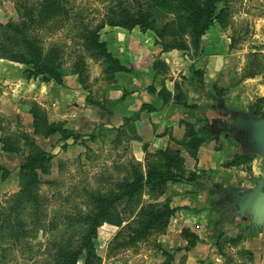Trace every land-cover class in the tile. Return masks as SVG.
Listing matches in <instances>:
<instances>
[{"label":"rangeland","instance_id":"374dc122","mask_svg":"<svg viewBox=\"0 0 264 264\" xmlns=\"http://www.w3.org/2000/svg\"><path fill=\"white\" fill-rule=\"evenodd\" d=\"M181 2L0 0V47L20 46L22 35L31 40H40L43 50L41 63L38 64L42 68L56 67L64 77L68 74L77 75L86 92V105L99 104L105 107L108 96L110 105L120 111L119 106L130 95L128 89L131 85L117 78L118 72H113L106 58L100 54L95 38L129 69L134 65L143 69L147 62H154V68L160 70L164 62L155 60V57L163 46L156 33L139 26L128 28L115 24L144 13L159 22L164 33L161 38L171 42L179 38L172 34L177 11L184 14L179 6ZM217 13L219 19L202 39V49L196 50L191 46L190 34L187 33L184 40L191 47L183 51L184 55L181 56L190 68L194 82L207 88L208 101L222 99L226 92L236 86L240 75L255 77L257 83L264 86V0H222ZM12 23L15 24L13 29L6 27ZM95 33L97 36L92 38ZM37 44L39 41H36ZM21 48V52L27 53L23 51L24 44ZM219 48H228L223 58L235 65L232 63L228 69L215 70L217 73L213 78L216 80L206 84V70L199 68L210 60L222 59L221 53L218 54L221 51ZM26 56L37 63L31 56ZM0 59L10 60L2 51ZM25 65L29 68V75L34 78V64ZM143 89L147 91L154 89V86L151 81L145 80ZM182 101H186L185 95ZM185 109V116L193 110ZM32 110V117L19 115L15 120L0 114L2 139L10 141L17 149L14 153L5 152L0 145V166L11 171L7 178L0 176V220L4 213H8L17 223L11 209L19 205L18 218L27 228L32 226L31 235L36 237L33 244L37 247L34 253L17 250L5 252L10 264H34L28 259L29 256L35 257L37 261L44 259L43 264L57 260L56 255L63 254L60 253L63 245L82 241L83 229L87 226L86 214L97 210L99 198L118 195L122 184L132 180L134 170L145 171L149 160L156 163L164 161L158 155L160 150L151 152L147 147L145 163L136 157L132 150L134 117L125 118V122L127 119L131 121L124 128L105 124L95 128L91 123V126L81 128L82 133L90 134L77 132L83 136L77 142L52 139L48 143L44 128L61 119L49 116L47 110L38 105H34ZM36 117L39 118L37 124ZM94 133L98 135L96 139L92 138ZM174 141L175 145L182 142L177 139ZM175 145L172 144L168 149L176 150ZM41 151L51 155L52 159L46 171L38 169L40 183L24 197L20 167L30 154ZM200 179L199 175L197 182L190 184H202ZM182 193L168 184L161 196H155L156 199H151L148 191H145L134 202H119L111 218L113 221L125 220L123 226L126 227L122 228L117 222L102 223L95 240L96 253L100 259L96 264H264V200L245 195L232 196L230 199L225 196L211 198L208 200L210 216H213L209 228L211 238L202 239L197 230L189 226L176 230L170 228L178 211L190 209L182 201L175 205V198ZM148 204H165L176 209L164 229L160 230L156 224L146 232L141 231L140 222L149 217L146 211L140 214L139 211ZM36 210L37 217L33 215ZM220 215H223L221 222ZM206 231L204 229L203 232ZM196 239V246H190ZM54 240L59 245L55 252ZM85 258L83 253L78 264H84Z\"/></svg>","mask_w":264,"mask_h":264},{"label":"crops","instance_id":"0c3cea01","mask_svg":"<svg viewBox=\"0 0 264 264\" xmlns=\"http://www.w3.org/2000/svg\"><path fill=\"white\" fill-rule=\"evenodd\" d=\"M219 49L222 59L210 60L199 68L206 70V84L216 80L213 78L217 73L215 70L228 69L233 63L223 58L228 48ZM183 55L181 50L160 48L155 57L164 62L160 70L154 68V62H147L143 69L134 65L129 72H118L117 78L131 85L130 95L119 106L120 111L114 110L108 96L105 107L86 105V92L77 75H66L62 84L53 80L45 82L41 77H30L25 64L0 59V114L9 120H15L19 115L30 118L34 105H38L47 110L49 116L61 119L55 122L64 121L68 128L79 133L91 123L95 128L102 124L124 128L131 121L125 122V118L134 117L132 150L144 163L146 147L151 152L165 151L175 145V139L183 140L187 125L193 124L201 141L197 154L194 155L186 143L175 145V149H182L186 171L200 175L202 184H169L183 192L175 198V205L182 201L190 206V209L176 213L170 228L189 226L197 230L202 239H209L213 216H210L208 200L240 195L264 200V86L257 83L255 77L240 75L236 86L222 99L208 101L207 88L194 82ZM145 80L151 81L154 89L144 91ZM179 91L189 105L195 106L188 116H185L184 105L174 99ZM169 93L171 96L166 101ZM2 138L0 132V145L3 146ZM45 138L49 143L62 136L56 134ZM71 140L74 143L73 139L65 142ZM219 219L221 222L223 215ZM204 229L208 231L205 233Z\"/></svg>","mask_w":264,"mask_h":264},{"label":"trees","instance_id":"16d2710c","mask_svg":"<svg viewBox=\"0 0 264 264\" xmlns=\"http://www.w3.org/2000/svg\"><path fill=\"white\" fill-rule=\"evenodd\" d=\"M179 4L184 14H180L177 11L176 22L173 36L179 37L172 40L171 42H166L161 37L164 36L163 31L159 27V22L147 14L139 13L137 16L129 17L125 22L115 25H122L128 28H134L139 26L143 30H153L157 37L161 39V45L163 46L164 51L171 50H181L187 51L193 46L196 50L202 49V39L211 29V27L218 21L219 15L218 5L222 0H181ZM169 4V3H166ZM165 4V5H166ZM174 8L177 6H173ZM15 26L14 23L8 24L6 27L12 28ZM189 33L191 38L192 45H188L184 40V35ZM163 35V36H162ZM96 33L92 35V38H95ZM20 46L14 45L13 47H0V51L7 56L8 59L23 64H34V71H36L34 78L42 76V80L45 82L55 81L58 84L63 83V73L53 66L42 68L38 63H41L42 57L41 52V42L37 39H29L27 36H21ZM94 40V39H93ZM36 41H39L38 46L35 45ZM97 42L96 47L100 49V54L106 58L108 63L111 65V70L113 72H129V68L125 67L120 60H118L113 54H111L107 49L105 44ZM25 45L23 51L22 45ZM31 56L37 63L35 64L32 59L28 56ZM31 74V73H30ZM32 75V74H31ZM30 76V75H29ZM31 77V76H30ZM169 96L166 98V101H169ZM184 99V94L179 91L175 95V101L181 103L186 108H195V106L189 105ZM95 104V103H92ZM38 115L37 113H35ZM34 114V115H35ZM39 120L36 117L35 123ZM34 123V126H35ZM59 134L62 136L64 141L68 139H73L74 142L79 141L83 136L78 134L74 130L67 127L63 122L52 123L47 125L44 128V135H56ZM99 134V133H98ZM97 134H93L92 138L96 139ZM188 140L187 142H185ZM3 142L2 150L5 152L14 153L17 152V149L14 148L10 141L1 140ZM182 144H185L194 155L199 151V145L201 143L198 138L193 124L187 125V130ZM158 155L161 156L164 161L162 163H156L148 161L146 164L145 171L135 169L133 172V177L131 181L124 182L120 188L118 195L113 198L101 197L97 200V210L90 211L86 214L85 222L87 226L84 227V233L82 241L78 244L68 243L63 245L62 252L63 254H57V260H51V264H78L80 256L85 253V263L84 264H96V261H99L98 255L96 253L95 240L98 238L97 230L102 225L103 222L118 223L119 226H123L125 220L113 221L111 216L112 212L116 210L117 204L119 202L127 201L134 202L136 199L140 198L145 191H148L151 199H156L155 196H161L164 192L165 187L168 184L176 183H196L198 180V175L193 172H187L185 169V159L180 150L167 149L165 151H159ZM52 156L46 152H39L36 154H30L23 165L20 167V178H21V192L22 196H26L30 190L38 187L40 183V174L38 169L46 171L48 163L51 161ZM161 164V165H160ZM11 175V171L7 168L0 166V176L7 178ZM159 204H148L147 206L143 205L139 211L143 213L146 211L148 213V220H142L140 225L142 226L141 231L146 232L151 229L154 225L158 224L159 229L162 230L167 226L169 219L176 213V209L170 208L168 205ZM19 205H14L11 209V213H14L17 223H14L12 215L4 213V216L0 220V264H10L7 259L5 252L17 250L20 252H29L34 253L36 246L33 244V240H36V237L32 236V226L29 228L26 227L25 223H21L19 220ZM154 209V210H151ZM37 210L33 212V215L37 217ZM138 214V215H139ZM130 224V223H129ZM127 224V226L129 225ZM126 226H123L124 228ZM140 228V227H137ZM136 228V229H137ZM10 237V239H6ZM13 237V240H12ZM198 240H193L190 243V246L195 247ZM53 251L58 250L57 240H54ZM28 259L32 260L34 264H43V260L37 261L35 257L29 256ZM46 262V261H45ZM50 264V263H48Z\"/></svg>","mask_w":264,"mask_h":264}]
</instances>
